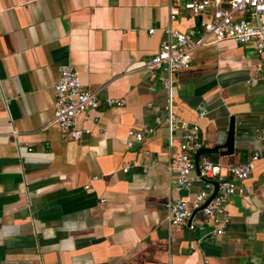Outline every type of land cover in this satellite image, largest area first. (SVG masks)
Returning a JSON list of instances; mask_svg holds the SVG:
<instances>
[{
  "label": "crops",
  "instance_id": "obj_1",
  "mask_svg": "<svg viewBox=\"0 0 264 264\" xmlns=\"http://www.w3.org/2000/svg\"><path fill=\"white\" fill-rule=\"evenodd\" d=\"M169 2L0 0V264H264L260 163L244 182L252 194L229 199L222 235L199 212L180 228L167 223L166 205L186 196L168 169L179 134L168 146L155 123L165 116L163 74L151 79L143 65L162 29L191 22L181 12L169 23ZM64 65L100 100L124 101L101 108L96 123L79 122L91 133L76 142L51 124ZM172 95L174 115L198 127L202 149L233 121L231 154H202L197 164L208 159L226 173L263 150L264 53L229 40L202 47L173 76ZM146 129L153 132L125 146L129 130Z\"/></svg>",
  "mask_w": 264,
  "mask_h": 264
},
{
  "label": "built area",
  "instance_id": "obj_2",
  "mask_svg": "<svg viewBox=\"0 0 264 264\" xmlns=\"http://www.w3.org/2000/svg\"><path fill=\"white\" fill-rule=\"evenodd\" d=\"M168 21L172 23L179 13L184 12L191 22L184 30L165 27L161 30L163 40L158 51L144 62L150 78L155 72H161V88L166 93L165 116L156 119L157 125H163L167 132V144L171 145L174 133L178 132V154L169 164V171L174 173L173 185L176 191H184L185 198L171 201L166 205L167 223L173 228H180L192 215L199 212L204 220L212 224V235L223 234L228 224L226 207L231 197H245L252 194V189L244 185L251 175L255 164L263 165L261 175L264 179V131L259 133L262 151H253L246 162L229 167L226 173L208 159L197 164V176L193 177L194 156L203 144L199 129L195 125L179 120L173 113V76L180 70L187 69L193 53L206 46L229 40L243 46H249L255 55L264 53V0H170ZM154 32L153 29L147 31ZM259 68L249 79L254 85L259 78ZM54 105L51 124L54 125L62 139L79 141L91 133L90 129L79 126V122L96 123L101 108H120L122 99L100 100L98 92L83 89L74 69L64 65L59 69L57 81L52 86ZM95 112L90 115L88 112ZM200 111L198 117H202ZM152 129L127 132L125 146L131 148L140 143L143 134H151ZM104 134V131H101ZM28 152L31 148L27 149ZM124 167L121 171L125 172ZM195 179L200 182L198 190L189 195ZM94 180V178L92 179ZM210 201L202 207L213 191ZM84 190L89 188L85 185ZM194 244L189 248L194 249Z\"/></svg>",
  "mask_w": 264,
  "mask_h": 264
},
{
  "label": "water",
  "instance_id": "obj_3",
  "mask_svg": "<svg viewBox=\"0 0 264 264\" xmlns=\"http://www.w3.org/2000/svg\"><path fill=\"white\" fill-rule=\"evenodd\" d=\"M221 150H223V151H221ZM232 150H233V121L231 119H229V126H228V130L225 134V137L223 139L222 138H216L214 140V144L211 148L201 149L194 156L193 162H194L195 171L197 170V159H198L199 155L210 154V155H214V156H216V155L227 156V155L231 154ZM216 188H217V185L214 182L213 183V191L209 195V197L207 198L205 203L202 205V207H204L210 201V199L213 197V195L216 192Z\"/></svg>",
  "mask_w": 264,
  "mask_h": 264
}]
</instances>
